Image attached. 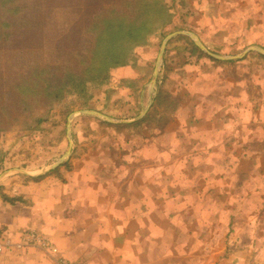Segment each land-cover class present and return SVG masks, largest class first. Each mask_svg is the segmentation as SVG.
I'll use <instances>...</instances> for the list:
<instances>
[{
    "label": "crops",
    "instance_id": "crops-1",
    "mask_svg": "<svg viewBox=\"0 0 264 264\" xmlns=\"http://www.w3.org/2000/svg\"><path fill=\"white\" fill-rule=\"evenodd\" d=\"M169 50L154 102L138 95L143 110L108 120L137 128H78L54 168L3 160L0 235L18 243L34 229L72 263L261 264L249 222L259 215L251 201H264V93L251 98L241 84L208 96L204 83L181 80L194 68ZM0 264L59 263L29 244L0 253Z\"/></svg>",
    "mask_w": 264,
    "mask_h": 264
},
{
    "label": "rangeland",
    "instance_id": "rangeland-1",
    "mask_svg": "<svg viewBox=\"0 0 264 264\" xmlns=\"http://www.w3.org/2000/svg\"><path fill=\"white\" fill-rule=\"evenodd\" d=\"M6 1V8L13 7L9 0ZM23 1L25 0H22V3ZM116 1L118 0H42L44 9L41 11L36 6L33 7L37 11L34 23L31 24L27 22L31 18L30 10L24 9L22 16L7 14L14 29H19L21 34L16 33L7 38L8 41L0 42V90L5 91L9 85H13L17 81L18 73L26 69L33 57L36 60L42 57L51 59L58 54V49L77 36L87 13L95 8L105 9ZM166 4L169 20L162 26L163 35L151 36L143 46L135 50L139 57L133 58L127 65L112 69L106 83L92 84L96 89L86 104H81L74 99L75 95H72L67 99L73 101L69 113H63V106H58L50 110L44 121L35 129L23 130L15 124L3 125L4 129L0 130V170L8 157H15L14 160L17 159L18 164L24 168L38 167L46 162L51 166L64 154L68 135L72 147L71 134L78 128L103 127L110 131L126 132L137 128V125L122 127L111 124L114 122L109 123L102 117L83 113L81 110L96 111L112 121L120 116L138 114L144 109L145 103L138 106L137 96L142 94L145 102H154L158 85L163 79L161 73L159 76L158 73L163 69L165 53L168 58L169 49L174 47L181 49V61L194 68L186 74H182L181 70V80L204 83L206 88L198 90L208 96L212 91L222 94L226 91L230 93L228 96H231L237 90L240 91L241 84L249 87L251 98L264 93V53L250 50L243 57L235 59H220L208 54L210 52L226 58L239 55L250 47L264 49V0H166ZM8 28L9 22L0 27L1 39H4V32ZM178 31L195 34L205 46V50L197 47L188 34L179 33L166 42L156 66L162 40L169 33ZM140 57L146 60L141 61ZM155 67L157 76L154 86L151 87L150 80ZM231 81L239 82L237 89L236 85L230 84ZM146 91L148 95L145 94ZM127 97L135 102L126 103ZM187 99L186 95L181 97L182 102ZM219 103L223 109L226 108V103L229 107L233 104L226 98H221ZM233 107L239 106L233 104ZM256 108L257 106L251 103V119L256 115ZM42 113L43 110L37 112ZM253 204L255 213L258 212L259 215L250 217L249 223L254 225L249 236L253 237L255 245H259V258L261 264H264V201H251L250 206Z\"/></svg>",
    "mask_w": 264,
    "mask_h": 264
},
{
    "label": "trees",
    "instance_id": "trees-1",
    "mask_svg": "<svg viewBox=\"0 0 264 264\" xmlns=\"http://www.w3.org/2000/svg\"><path fill=\"white\" fill-rule=\"evenodd\" d=\"M9 1L13 7L6 8L8 1L0 0V27L9 22L0 42L21 34L7 14L22 16L24 9L30 10L27 22L31 24L37 9H44L42 0ZM35 6L37 9H33ZM168 16L166 0H118L105 9L95 8L87 13L77 36L58 49V54L51 59L33 57L26 69L18 73L17 81L5 91L0 90V130L5 124L35 129L58 106H63V113L67 114L72 110V99L67 101L72 95L86 104L96 89L92 84L106 83L110 71L136 58L135 50L151 36L163 35L162 26ZM39 110L43 113L37 114Z\"/></svg>",
    "mask_w": 264,
    "mask_h": 264
},
{
    "label": "built area",
    "instance_id": "built-area-1",
    "mask_svg": "<svg viewBox=\"0 0 264 264\" xmlns=\"http://www.w3.org/2000/svg\"><path fill=\"white\" fill-rule=\"evenodd\" d=\"M35 245L41 249L44 253L51 257H55L59 264H81L72 263L65 257L59 254L57 247L50 242L43 234L35 231L34 229H25L20 233V239L18 243H13L6 234L0 235V253L3 251H9L13 246L23 245Z\"/></svg>",
    "mask_w": 264,
    "mask_h": 264
},
{
    "label": "water",
    "instance_id": "water-1",
    "mask_svg": "<svg viewBox=\"0 0 264 264\" xmlns=\"http://www.w3.org/2000/svg\"><path fill=\"white\" fill-rule=\"evenodd\" d=\"M179 33H183V34H188L193 40L194 43L196 44L197 47H199L202 50H205V46L197 39V36L193 33H189V32H173V33H169L168 35H166V37L162 40L161 45H160V49L159 52L157 54V59H156V66L159 63V60L164 52V48H165V44L166 42L172 38L174 35L179 34ZM250 50H257L258 52L264 53V49L260 48V47H250V48H246L241 54L236 55V56H229V57H222V56H217L214 55L210 52H208L209 55L214 56L216 58H220V59H235V58H241L243 57L247 52H249ZM156 76H157V69L156 67L153 69V73L151 76V80H150V86L153 87L155 84V80H156ZM81 112L83 113H88V114H94L96 116L102 117L106 120H110L107 116L102 115L96 111L93 110H81ZM66 132L67 134L69 133V119H67V124H66ZM68 140V144H67V148L64 152V154L51 165V168L57 167L58 165H60L61 163H63L65 160H67L69 154H70V150H71V140L69 138V135L67 137Z\"/></svg>",
    "mask_w": 264,
    "mask_h": 264
}]
</instances>
